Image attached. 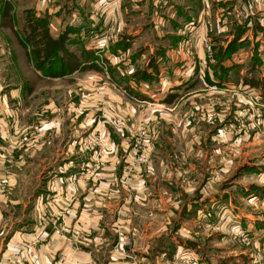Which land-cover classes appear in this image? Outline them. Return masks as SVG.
<instances>
[{
  "label": "crops",
  "instance_id": "crops-1",
  "mask_svg": "<svg viewBox=\"0 0 264 264\" xmlns=\"http://www.w3.org/2000/svg\"><path fill=\"white\" fill-rule=\"evenodd\" d=\"M204 82L253 98L247 135L264 124V0H0V264H224L176 229L192 220L240 247L230 264H264V159L240 164L234 146L236 180L192 183L227 171L230 149L214 147L216 169L179 141L189 117L158 114ZM225 117L211 120L239 124ZM232 124L216 141L239 138ZM95 133L102 154L86 145ZM138 143L146 161L129 171Z\"/></svg>",
  "mask_w": 264,
  "mask_h": 264
},
{
  "label": "rangeland",
  "instance_id": "rangeland-1",
  "mask_svg": "<svg viewBox=\"0 0 264 264\" xmlns=\"http://www.w3.org/2000/svg\"><path fill=\"white\" fill-rule=\"evenodd\" d=\"M47 1L52 2V0H47ZM21 17H23V15L20 16V18ZM35 23L37 24L38 21H35ZM45 36H46L45 33H42L40 35L36 33L33 36L32 39L34 40L36 51H37V44L36 43L39 42V37H45ZM50 46H52V45L47 44L46 48H47L48 52L51 51L53 54L55 52V50H53L52 49L53 47H50ZM48 56H49V54H48ZM32 72H34L36 74L35 71H32ZM37 83H39V82L37 81ZM204 83H205V85L202 84L203 89L200 92L196 93L195 95L194 94H189L186 96L184 95V96H181V97H183V99H176V100L171 99L169 102L164 103L163 105H160L158 114L160 116H164V118H165V116H168V113L170 114L173 112L172 114L173 115L176 114V116L178 118L181 116H184V115L189 117L191 120L190 123H179L178 122L176 125L182 127V128H179L180 131L191 130L190 131L191 132V135H190L191 139H189V135H182L181 138L179 139V141L183 142L185 144H186V142H191V146H193V147L198 146V145L200 147H203V148L207 147L206 149L210 153H213V155L211 157L213 158V163L216 165V169L219 166V160H217V158H216L217 155H216L214 147L216 145L217 146L219 145V146L229 148L230 150H228V154H226V159H228L227 160V164H228L227 171H223L224 172L223 173L222 171H218V169L217 170H211V169L205 168V169H202L200 171L201 177H200V175L199 176L194 175V178L191 177L189 179L192 183H196V181L194 179H199L202 182L201 179L205 178V176H206V177H209V179H211V180H216L215 178L217 177V178H219L218 181L227 182V181L235 179L239 176V174H236V171L233 172L234 166H233V164L231 165V160H232L231 158L232 157L230 156V153L233 151H234L233 153H235L237 151V149H231V148H234V146H237V148H238L237 159L240 161V164L247 163V162H254L256 159L257 160H259V159L263 160L264 159V151H263V149H264V124L261 125V124L255 123L254 126H253V124L250 125L249 134H248L249 138L244 139V138H246V136L248 137V135L246 134V129H247L248 124L246 121L247 120L250 121V119H248V118H251V120L253 119L251 116L252 112L247 111V110L250 107L254 106V104L257 105L256 103H253V101H252L253 98L248 96V94L244 95V97L238 98L233 93L218 92V90L215 89L214 85H212L208 82H204ZM247 96L252 102L247 98ZM263 98H264V96H263ZM216 101H223V104H222L223 107L220 108L218 105L216 106L215 105ZM225 102L231 103L233 105V107L228 106L227 103H225ZM255 102H257V100H255ZM263 102H264V99H263ZM161 103H163V101L160 100V104ZM231 111H232V113H237V116L239 118V122H238L239 124H235V123L232 124L229 122V123L220 125L219 122H217V121L214 122L213 120H211V116H214L216 113H221L224 116H226L225 118L227 121V117L230 116V114H232V113H230ZM167 123L161 122V126H166ZM231 124L233 126H235V125L238 126L237 130L239 132V136H238L239 138H237V139L231 138L230 139V138H226L227 136L223 135V138H220V136H219L218 140L216 141V137L214 135V134H216L215 132L221 127H225V131L228 132L229 131L228 128L231 130V127H232ZM170 129L171 128H169V130ZM198 131H201V133L203 134L201 137L194 135V132H198ZM228 133L230 134V132H228ZM91 137L96 138L98 140L99 144L94 146V147H92L90 145L89 147L93 148L95 150L97 149L99 154H102L103 151H105L104 138H103L102 134L95 133V134H92L91 136L89 135L86 139V145L90 144L89 142L91 140ZM234 137H236V136H234ZM179 145H181V147H183V148H186L185 145H182L180 143H179ZM177 146H178V144H177ZM231 150H233V151H231ZM142 155H143L142 144L138 143V146L134 147L132 149V156H129V157L127 156L131 162L127 165V168L129 171H132L133 163H135V162L143 163L146 161V158L144 155L143 156H144L145 160L144 161L139 160V158ZM179 155H181V154H179ZM180 157L182 158V156H180ZM208 157H210V156H208ZM233 157H234V154H233ZM209 159H208V161H209ZM210 163L208 162L209 165H210ZM181 167L183 169V168H186L187 165H182ZM202 167H204V164L202 165ZM99 169H96V170H99ZM93 170L94 169H91V168H89V170L86 169L83 172V175L88 176L92 173ZM218 173H220V175ZM189 175H191L190 172H189ZM189 175H188V177H189ZM222 175H223V178H221ZM176 226L175 227L177 230L181 229L182 231H185L187 233L189 232L188 235L190 238L197 239L198 242H200L201 244H205V246L208 247L209 255L215 256L216 258H217V256H221L222 259H224V264H230V260H232V258H233V260H235L234 254L236 252H240V250H241L240 247L235 246V244H233L229 241L230 238H229V236H227V234H226L227 238L222 240V236L225 234H221L220 232H223L221 230L216 231L212 228L207 229L206 227H203L202 225L196 224V222H194L193 220L189 224V226L188 225L184 226V224H179ZM194 232H197L196 235L194 234ZM192 233L194 236H191ZM182 236H184V235H182V233L176 234V239L178 237L180 238ZM119 237H120V232L118 234V243H122V242H120ZM126 239H127V236H126ZM192 241H195V240H192ZM232 250H236V252H233ZM236 254H238V253H236ZM190 258H192V260L197 261L198 264H203L195 256H192ZM190 258H187L185 260V262H187L188 260H191ZM17 261L19 262V258H17ZM236 263L238 264L239 262L237 261Z\"/></svg>",
  "mask_w": 264,
  "mask_h": 264
},
{
  "label": "built area",
  "instance_id": "built-area-1",
  "mask_svg": "<svg viewBox=\"0 0 264 264\" xmlns=\"http://www.w3.org/2000/svg\"><path fill=\"white\" fill-rule=\"evenodd\" d=\"M111 35L106 33V34H103V35H100L98 36L97 38H95L94 42L96 44V46L98 47V50L96 51V56H97V63H99L101 66L105 67L106 66V62H105V59H104V43L108 41V39H110ZM90 144L88 146H96L99 144L98 140L96 138H93L91 137V140L89 142ZM139 160L141 161H144L145 158L144 156L142 155ZM78 233V232H77ZM120 242H125L126 241V235L123 233V232H120ZM19 262H21L22 260V257L21 255H19ZM191 260H188L187 262H185V264H198L197 261L195 260H192V258H190Z\"/></svg>",
  "mask_w": 264,
  "mask_h": 264
}]
</instances>
